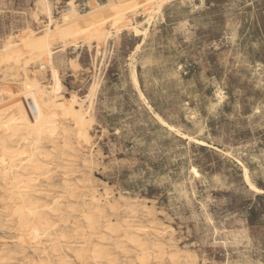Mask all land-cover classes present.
<instances>
[{
  "label": "rangeland",
  "instance_id": "rangeland-1",
  "mask_svg": "<svg viewBox=\"0 0 264 264\" xmlns=\"http://www.w3.org/2000/svg\"><path fill=\"white\" fill-rule=\"evenodd\" d=\"M44 23L72 107L38 91L35 117L91 121L97 176L147 198L197 264H264V0H0V67L17 35L39 67ZM10 80L0 98L23 106Z\"/></svg>",
  "mask_w": 264,
  "mask_h": 264
},
{
  "label": "bare ground",
  "instance_id": "bare-ground-1",
  "mask_svg": "<svg viewBox=\"0 0 264 264\" xmlns=\"http://www.w3.org/2000/svg\"><path fill=\"white\" fill-rule=\"evenodd\" d=\"M47 26L37 27V68L24 64L18 35L4 46L1 82L14 80L27 96L23 106L0 100V264H197L199 255L175 241L147 198L97 176L105 154L91 121L35 117L38 91L60 111L72 107L65 96L53 99L71 90L54 69ZM48 67L55 82L43 85Z\"/></svg>",
  "mask_w": 264,
  "mask_h": 264
},
{
  "label": "crops",
  "instance_id": "crops-1",
  "mask_svg": "<svg viewBox=\"0 0 264 264\" xmlns=\"http://www.w3.org/2000/svg\"><path fill=\"white\" fill-rule=\"evenodd\" d=\"M3 88H4V87H0V91H1V92H3V91H4V90H3ZM0 99L4 100L5 98H4V97H2V98H0Z\"/></svg>",
  "mask_w": 264,
  "mask_h": 264
}]
</instances>
